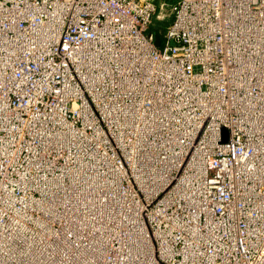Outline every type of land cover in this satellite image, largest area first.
<instances>
[{"label":"built area","instance_id":"2783aa9c","mask_svg":"<svg viewBox=\"0 0 264 264\" xmlns=\"http://www.w3.org/2000/svg\"><path fill=\"white\" fill-rule=\"evenodd\" d=\"M93 238L105 264H264V0H0V264Z\"/></svg>","mask_w":264,"mask_h":264},{"label":"bare ground","instance_id":"6f19581e","mask_svg":"<svg viewBox=\"0 0 264 264\" xmlns=\"http://www.w3.org/2000/svg\"><path fill=\"white\" fill-rule=\"evenodd\" d=\"M113 168H115L116 170H117V172H119L120 173V171H121V168H119V167H116V166H113ZM123 170V169H122ZM126 174L127 173V171L126 170H123V174ZM187 173V172H186ZM188 175L187 174H185V175H183V177H182V179H181V191L183 192V193H186V192H189L190 190L188 189ZM185 197H187V194H182V198H185ZM188 198V197H187ZM84 207H86L87 209H88V204H87V206H85V204H84ZM100 213V212H99ZM90 215H88V217L89 216H94V218L93 217H89V220H87L88 221V223L90 224V225H92V226H97L98 227V230L99 231H97V234H98V239L99 238H107V234L105 233V230H104V227L106 226V225H108V221H109V218H110V215L109 214H103V216L105 217L104 219L101 217V213L99 214V216L102 218V219H99L98 217L96 218L95 216V214H94V212H91V213H89ZM108 222V223H107ZM88 223H87V225H88ZM103 223H105V224H103ZM130 224H129V222L128 221H125V224H123V228H125V230H127V227L129 226ZM99 227H101V230L99 229ZM89 228H91V227H89ZM11 237H12V235H11ZM10 237V238H11ZM9 238V239H10ZM129 241V240H128ZM96 242H97V239L96 238H93L92 239V241H91V243H90V245H86V244H84V243H81V245H79L77 248H73V250H69V255H71V254H75V255H77V254H83V257H85V259H83L82 258V256H80V257H77V259L76 260H73V259H71L70 261H69V264H80V262H81V259H82V261L83 260H85L86 262L84 263V264H105V261H100L99 262V258L95 255V254H97V252H98V244H96ZM27 249L26 250H29V248H28V246L26 247ZM60 247L59 248H57V247H54V250L55 251H57V252H59L60 251ZM69 249V248H68ZM117 250L118 251H121V252H123V253H125V255H126V253H127V246H125V244H123V243H121V242H119V247L117 248ZM65 251V250H64ZM24 252V251H23ZM95 255V256H94ZM73 256V255H72ZM27 258V259H26ZM56 260V259H55ZM119 261H121L122 262V260L121 259H118ZM21 262L22 263H24V264H31L32 262H30V259H29V255H28V257L24 254V255H22V257H21ZM56 264H58V261L56 262ZM64 264H68V260H66L65 261V263ZM81 264H82V262H81ZM117 264H121L120 262H117Z\"/></svg>","mask_w":264,"mask_h":264},{"label":"trees","instance_id":"16d2710c","mask_svg":"<svg viewBox=\"0 0 264 264\" xmlns=\"http://www.w3.org/2000/svg\"><path fill=\"white\" fill-rule=\"evenodd\" d=\"M170 1V0H166ZM172 19L164 22H160L155 20L150 28V31L153 32L156 36L158 35L161 40H163L164 33L166 31V28L169 26Z\"/></svg>","mask_w":264,"mask_h":264},{"label":"water","instance_id":"95a60500","mask_svg":"<svg viewBox=\"0 0 264 264\" xmlns=\"http://www.w3.org/2000/svg\"><path fill=\"white\" fill-rule=\"evenodd\" d=\"M156 45L158 47L161 45V38L158 35L156 36Z\"/></svg>","mask_w":264,"mask_h":264},{"label":"rangeland","instance_id":"374dc122","mask_svg":"<svg viewBox=\"0 0 264 264\" xmlns=\"http://www.w3.org/2000/svg\"><path fill=\"white\" fill-rule=\"evenodd\" d=\"M169 2H171V3H172V2H174V0H170ZM169 20H170V19H169ZM166 21H168V20H166ZM123 170H124V169H123Z\"/></svg>","mask_w":264,"mask_h":264}]
</instances>
